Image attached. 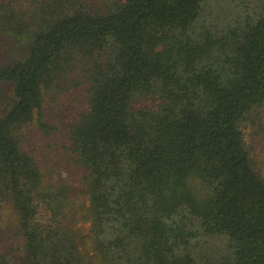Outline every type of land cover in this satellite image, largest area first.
Returning <instances> with one entry per match:
<instances>
[{
    "label": "trees",
    "instance_id": "1",
    "mask_svg": "<svg viewBox=\"0 0 264 264\" xmlns=\"http://www.w3.org/2000/svg\"><path fill=\"white\" fill-rule=\"evenodd\" d=\"M0 107V264H264V0H0Z\"/></svg>",
    "mask_w": 264,
    "mask_h": 264
},
{
    "label": "rangeland",
    "instance_id": "2",
    "mask_svg": "<svg viewBox=\"0 0 264 264\" xmlns=\"http://www.w3.org/2000/svg\"><path fill=\"white\" fill-rule=\"evenodd\" d=\"M9 90V87L7 88ZM11 93V91H8ZM72 97L70 93L63 97V95L57 96L55 99L49 97L47 103L45 104V110L47 119L51 125L57 127H63L67 122V118L70 113V109L72 108ZM5 111V108L0 107V115H2ZM35 137L33 143L38 151V153L43 158V161L53 169L54 175L59 178H68V174L70 173L69 161L65 155L64 150L62 149L60 131L56 130L50 136L38 135L34 133ZM255 144V148L258 149L261 154H258L264 158V136L262 139ZM73 182V181H72ZM78 186L77 183L74 184ZM79 228L84 233L88 232L89 224H85L83 221L80 222ZM13 226L9 223L0 224V247L4 246L2 242L3 237H7L8 235H12L10 231Z\"/></svg>",
    "mask_w": 264,
    "mask_h": 264
}]
</instances>
